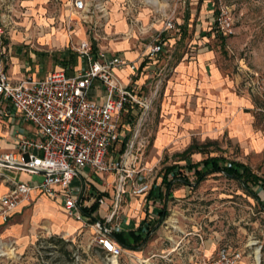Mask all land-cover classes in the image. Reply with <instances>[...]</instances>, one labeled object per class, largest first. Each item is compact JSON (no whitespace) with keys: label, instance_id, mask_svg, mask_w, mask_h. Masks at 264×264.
<instances>
[{"label":"rangeland","instance_id":"374dc122","mask_svg":"<svg viewBox=\"0 0 264 264\" xmlns=\"http://www.w3.org/2000/svg\"><path fill=\"white\" fill-rule=\"evenodd\" d=\"M72 1L0 0V60H9L18 48L27 54L37 48L51 52L62 49L44 40L43 35L47 32L41 36L40 27L47 24L66 35L65 49L68 46L73 50L86 38L93 50L106 53H110L111 43L122 40L118 35L110 37L104 33L106 25L113 27V18L123 19L136 30L138 39L132 49L140 53H145L161 34L159 42L164 36L167 41L157 57L156 75L151 72L147 80V89L159 83L160 94L143 126L149 145L139 154L137 163L145 169L142 180L150 187H158L165 167L196 163L205 158L194 153L179 161L178 154L190 145L206 143L213 144L207 147L212 151L210 156L246 164L256 174L264 176V96L255 91H249L251 94L248 95L244 91L245 82L254 80L252 73H264V0H84L86 9L83 12L74 11ZM98 4L102 7L104 4L106 14L95 7ZM205 4L213 11L211 24L203 30L215 55L210 67L218 71L225 88L237 98L250 96L252 106L238 107L235 115L225 116L219 126L216 117L205 118L202 120L205 123L185 133L182 129L185 119L173 126L161 112L159 102L165 86L175 75L174 65L195 47L191 43L194 36L190 15L201 11ZM221 9L228 11L231 19L232 32L228 36L219 34L214 25ZM141 14H146V18L142 20ZM187 16L188 28L183 29L181 26ZM169 19L176 24V29L165 31L164 25ZM20 56L23 62L19 60V63L23 64L26 54L23 52ZM34 60L37 61L35 57ZM51 64L47 59L48 70L52 68ZM159 133L165 135V140L156 147ZM186 175L193 183L191 173L186 172ZM18 179L30 183L42 181L40 175L19 174ZM89 192L95 198L98 196L97 199L104 195L94 189H87L85 195ZM105 193L109 205L111 188ZM257 195L264 202V192L259 190ZM131 199L137 200L139 207L131 212V208L126 207L130 201L125 202L111 225L122 224L123 220L137 224L146 211L153 215L154 210L163 207L168 216L152 237V241L160 246L154 247L150 243L139 254L125 250L118 258V264H204L223 246L242 253L239 264H264V211L236 181L222 174L207 175L191 190L174 184L171 199H165V202L156 199L152 204L133 196ZM94 203L97 200L91 205ZM96 216L101 218L99 214ZM5 225L15 226L18 232L12 238L15 241L12 251L0 244V264H110L106 255L95 246L90 224L83 226L68 217L42 195ZM20 239L25 243L18 246Z\"/></svg>","mask_w":264,"mask_h":264},{"label":"built area","instance_id":"2783aa9c","mask_svg":"<svg viewBox=\"0 0 264 264\" xmlns=\"http://www.w3.org/2000/svg\"><path fill=\"white\" fill-rule=\"evenodd\" d=\"M72 7L83 12L86 4L84 0H73ZM95 7L106 14L104 4ZM214 25L222 36L231 34L228 11L221 9ZM175 29L176 24L167 20L164 30ZM160 36L148 47L145 58L154 61L162 53ZM73 51L81 67L72 76L57 70L42 80L25 78L13 83L0 71V116L17 114L35 131L33 138L18 136L12 151L0 153V176L16 171L42 177L40 183L12 181L0 198V218L7 222L13 212L31 202L33 193L43 195L57 202L68 217L83 226L90 224L95 246L112 264L125 251L112 236L122 231L121 223L111 225L123 197H144L151 189L142 180L145 169L137 163L139 154L149 145L143 126L160 94V85L156 83L145 95H138L133 86L135 62L93 50L88 40L81 41ZM125 68L131 73L128 84L116 75V70ZM96 86L101 87L100 101L91 96ZM252 88L264 96V73L255 76ZM127 113L133 114L134 120L122 126V117ZM87 171L103 184V193L111 188L110 205L104 195L98 199L92 192L85 195L81 175ZM93 200L100 207L107 205L101 220L91 221L82 215V207H90ZM241 258L240 251L223 246L204 264H239Z\"/></svg>","mask_w":264,"mask_h":264},{"label":"crops","instance_id":"0c3cea01","mask_svg":"<svg viewBox=\"0 0 264 264\" xmlns=\"http://www.w3.org/2000/svg\"><path fill=\"white\" fill-rule=\"evenodd\" d=\"M141 15L143 16L141 17L142 20L147 16L146 14ZM190 16H192L193 18L191 20L192 25L190 26L192 27V33L194 36L193 41L191 43L195 47H192L193 50L189 51V53H185L183 55L182 60H180L174 65L175 75L171 78V80H169L167 86H165L164 96L159 102L161 112L164 113L166 120H168L173 126L177 121L179 122L180 120L185 119V123L184 125H182V129L185 133L195 129L198 124L205 123L204 121H202L205 118L211 119L209 117H216L217 125L219 126L221 125V120L225 119V116L230 117L235 115L238 107L252 106L250 96L237 98L235 94L231 93L230 90L225 88V83L220 78L218 71L215 68L210 67V63L213 62L215 55L214 52L209 48L208 40L206 39L207 35H203V30L205 26L211 24V18L213 17V11L210 6L208 4L202 5L201 11H195ZM188 19L189 18L187 16L184 21V23H186L187 28ZM111 23H113V27L108 25L105 26V35L110 37H112V35H118L120 38H122V40L118 43H111V51H109L110 53L108 54L119 56L126 61L136 63L137 69L133 75V86L137 94L143 96L149 90L147 89V80L150 76L148 74L154 72V74L156 75L155 71L157 70V64H159V60L156 59L154 61H151L144 57V53H140L138 50L132 49V46L135 45L136 40L138 39L136 35V30H134L133 28L131 29L123 19L116 20L113 18L111 19ZM145 23L146 21L144 22V24ZM40 30L41 36L44 32H47L45 35H43V38L46 42H52L53 45L61 46L62 49L58 50L57 52H51L37 48L34 51H29V54H27L26 51H23L21 48H18L15 52V56H10L9 60L6 61L0 60V71H4L11 80V82L17 83L25 78L42 80L49 73L57 70H63L68 76H72L81 67V61L77 54L72 49L68 48V46H66V49L63 47L66 44L67 40L65 34L55 30L52 24H47L44 27H40ZM122 34L125 36H123ZM22 37L23 36L19 38L22 39ZM19 38L15 37L16 40H18ZM163 38L164 40L162 39L161 41L162 52L167 41V38H165V36ZM84 40L87 39L85 38L83 39V41ZM23 52L26 54V57L25 62L22 64L19 63V60H22L21 57L23 55H20ZM71 54L76 55L75 62L69 59L68 55ZM34 57L37 59V61L34 60ZM47 59H50L52 63V68L50 70H48V68L46 67ZM63 61H66L65 65H62L63 63L61 62ZM130 74L131 73L128 68L116 70V75L124 84L129 83L128 77ZM252 74L255 80V76L258 73L254 72ZM254 80H251V82H245L246 84L244 85V91L248 95L255 91L252 88V83ZM91 96L93 99L100 101L101 87L96 86V90L92 91ZM0 112H2V109H0ZM133 120V114L127 113L122 117L121 124L122 126H126ZM34 134V128L30 124L24 123L20 119L19 115L10 114L6 117L0 116V153L12 151L14 149L18 136L22 135L28 138H33L35 136ZM164 140L165 135L163 133H159L157 135L155 143L156 147H159L164 144ZM19 174L24 173H19L16 171H6L2 176H0V198L3 197L11 188L12 181H20L18 179ZM81 179L83 180L82 183L86 191L87 189H94L103 194V184L97 181V177H95L92 173L88 171L83 172L81 175ZM158 187H160V185ZM184 189L186 188L184 187ZM160 190L163 191L162 188ZM106 193L104 192V196L107 197ZM147 194L144 197L137 198L145 199L147 203H150L147 201ZM39 196L40 195L33 193L31 195L32 200L27 206L34 203L36 198ZM131 198V195L126 194L123 197L121 206L125 202L127 203L128 201H130L126 207L127 209L130 207L132 212L135 208L139 207L140 204L139 202H137V200H133L135 201L133 202ZM47 200L50 201V204L52 206L61 209L57 202L52 201L48 198ZM109 201L110 200L107 198L106 204ZM22 208H19L17 211L13 212L9 216L7 222H3L0 218V244L6 247L7 249L9 248V251H12L10 249H12L15 243L12 238L13 236H16V233L18 231L15 226H6L5 224L8 223L12 216L19 213ZM106 208L107 205H102L101 207L98 206L97 211L93 215L96 216L97 214H99V216H101L99 220L103 219V217L106 215ZM157 211L158 210H154L153 215L151 213L147 214L146 211L145 215L141 217L137 224L134 221L123 220L121 224L122 232L127 233L130 230H136L143 221L157 220ZM160 224L157 226L156 230L150 235L149 240L139 250L133 252L138 254L141 253V251H143L146 245H149L150 243H153L154 247L160 246V243H155L154 241H152V237L157 232ZM24 243L25 241L23 239H20L17 244L18 246H21ZM119 246L121 247V245ZM149 248L153 247L149 246Z\"/></svg>","mask_w":264,"mask_h":264},{"label":"trees","instance_id":"16d2710c","mask_svg":"<svg viewBox=\"0 0 264 264\" xmlns=\"http://www.w3.org/2000/svg\"><path fill=\"white\" fill-rule=\"evenodd\" d=\"M181 27H186L184 23ZM160 43H162L160 41ZM69 59L75 62L76 55H68ZM66 61H63L62 65H65ZM137 115L138 112H135ZM213 145L212 143H206L203 145H190L182 153L178 154L179 161H184L190 155L194 153H200L205 158L196 163H188L182 166L177 164L167 166L163 169L160 187L152 186L147 194V201L154 203L156 199L165 202V199H171V190L174 184L182 185L187 189H192L198 186L205 180L207 175L218 173L224 175L228 179L236 181L241 188L249 195L257 205H259L264 211V202L260 201L257 193L259 190L264 191V176L256 174L248 165L228 161L221 156H210V152L207 147ZM124 149V144L121 145V151ZM191 173L193 183L186 175ZM163 189L161 191L160 189ZM98 204L94 203L90 208L82 207L81 212L85 218H90L91 221L99 220L97 216L92 215L97 211ZM158 218L153 221H143L140 226L127 233L118 232L113 233L114 240L121 245L125 250L137 251L139 250L150 238V235L156 230L157 226L168 216V212L163 207L157 211ZM101 251V250H100Z\"/></svg>","mask_w":264,"mask_h":264},{"label":"bare ground","instance_id":"6f19581e","mask_svg":"<svg viewBox=\"0 0 264 264\" xmlns=\"http://www.w3.org/2000/svg\"><path fill=\"white\" fill-rule=\"evenodd\" d=\"M112 264H118L117 261L115 260H112Z\"/></svg>","mask_w":264,"mask_h":264}]
</instances>
